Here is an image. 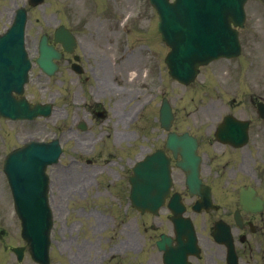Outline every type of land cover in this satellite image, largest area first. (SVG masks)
<instances>
[{
  "label": "rangeland",
  "instance_id": "obj_1",
  "mask_svg": "<svg viewBox=\"0 0 264 264\" xmlns=\"http://www.w3.org/2000/svg\"><path fill=\"white\" fill-rule=\"evenodd\" d=\"M48 1H51V0H48ZM89 1L90 0H87V2ZM137 3L139 4L138 12H142L145 14L152 13L151 12L152 9L148 5L147 0H138ZM9 9H10V5L6 7L2 4V0H0V27L2 26L3 23H7L6 18H7V14L9 13L8 11ZM54 12H57L59 15L63 14L61 7L48 5V3H46V5H42L41 7L35 9L34 11L30 13L31 16H30V21L28 25L29 33L27 35L26 45L31 50H33V46H34L33 39L36 34L35 30L37 26L39 27V25H43V24H45V26L48 25V23L46 22V18L49 17L51 19V16ZM246 14H247L248 25L244 32L245 37H246L245 38L246 40L245 56L248 57L247 55V52H248L250 58L252 57V53L257 55L258 58L260 57L263 62L261 68L264 69V0H248L246 3ZM237 61H231L230 63L235 64V62ZM221 63H225V62L224 61L215 62L214 65H212V67L217 68L219 67L218 65ZM230 63L229 65H233ZM223 69L227 70L228 75L229 74L233 75L232 77L236 78L237 75H236L235 68L234 70L231 68L229 71V69H227L226 66H224ZM244 72H245V68H241L239 71L241 77L244 76ZM262 72L264 75V70H262ZM86 73L89 74L90 70L87 69ZM54 76H55L54 78L50 79V84H48L49 86L48 92H45L46 95L44 96V99L50 98L55 106V110H54L53 115H51L50 119H48L47 121H43L41 123V124H44V123L47 124V129L50 130V132L54 130L53 122L55 121L54 119L56 118H59L58 121L68 120V123L70 124L75 123V121L78 119H82V117L85 116V111L82 108L84 105V100H86L84 97L87 95L93 97L94 90L98 91V89H95L94 87L95 85H97V83L93 79L90 80V84H91L90 87L84 83H81L80 81L71 80L70 72L66 70L65 68H62L61 71L57 72ZM36 81H37L36 74L32 73L31 84H34ZM253 83H254L253 80H251L250 83L249 81H247V88L245 89V91L249 93H255V94L259 93V94L264 95V90L258 91V87L254 86ZM202 87L204 86L201 84H195L192 87L187 88L186 91L184 92V89L182 87L178 88L171 84L169 85L167 96L169 97V99H171L173 107L179 112V116H178V119L175 125L176 127L183 128L186 124L192 125V121L190 120V118L185 116V111L190 109V107L188 106L189 103L200 102L199 99L197 100V97L193 96V98H191L190 95H191V91L194 90L198 92V89ZM37 96L38 95L35 94L34 98H37ZM229 96L235 97L237 101L240 99H243L242 93L237 92V91L235 93H230ZM209 98L212 99V97L210 96H203L202 100L204 101L209 100ZM114 99L115 97H112L110 99L109 95L106 93L103 95L102 104L104 105V107L108 109V112L110 114L114 110V103H113ZM223 99H226V98L223 96ZM216 107H217V110L223 109L221 102L216 103ZM64 112H65V115H64ZM151 113H152L151 110L147 112L148 115ZM151 116L152 115H150V117ZM141 120L142 119L139 120V123L141 122ZM139 123H138V128L136 130L143 132V130L139 128ZM2 124L4 125L3 122ZM140 132H138V136H139L138 140H143L144 143H146V140H144V138L140 135ZM55 133H56V130H55ZM78 134L81 135V137ZM78 134L76 132L68 131L65 128V126L58 129L57 135L61 139L62 143L64 144V148H65V153L63 155V161L68 160L69 155H75L76 153H80L79 151H82V154L88 153V150H81L80 147L76 143L80 142L81 139H83V137L85 138L89 137L87 141L90 142L94 134H92V132H89L87 134H81V133H78ZM13 144H15V141H6L3 138V135H1L0 145L12 146ZM108 146H109V152L117 156H120V153L112 145L108 144ZM108 157L109 156H105V158H102V159H106ZM102 159L100 160L102 169L94 166L93 168L89 169L92 172L97 169V171L94 172L93 174L85 173L82 171L80 172V174L85 175L88 178H91V177H95L96 173L98 172L97 177H99L98 178L99 180L117 177L118 173L122 174L124 169L121 165H115L116 170L114 171L112 170L113 165L111 163H107L106 161L104 162ZM71 172H73L71 174H75V173L78 174V171H75V172L71 171ZM53 173H54V176H56V177H53V180L55 183L54 184V202L56 205H59V196L62 195V190L63 191L65 190L64 187H62L63 182L65 178H68V179L70 178L68 177L70 173L67 174V170L59 166L54 168ZM109 174L113 175V177H111ZM101 183L102 182H99L97 184L100 187L99 190H97L96 185H91L89 191L91 193L95 191L97 192L99 191L101 194H104ZM117 190L118 188L116 187V191ZM0 193L2 194L3 200L5 201V205L7 207V203H6L7 197L5 196L6 192L3 186V180L1 178H0ZM1 199L2 198H0V202H1ZM8 206H9V200H8ZM4 212L7 215V211L4 210ZM62 217L63 215L59 214V216L57 217V219L59 220H56L57 225H56L55 231L57 230V232L54 231V239L56 241L54 242L52 252H51L52 253L51 263L52 264H65V261L63 259H66V264H76L74 257H73V248L72 250L70 249L71 248L70 243L66 238V236L68 235L67 234L68 232L65 231L64 228L62 230L57 229L60 224L62 225L64 224ZM79 238L81 237L79 236ZM76 250H77V247H76ZM0 259L1 260L5 259V256L1 250H0ZM23 264H35V263L29 257H26Z\"/></svg>",
  "mask_w": 264,
  "mask_h": 264
},
{
  "label": "flooded vegetation",
  "instance_id": "obj_2",
  "mask_svg": "<svg viewBox=\"0 0 264 264\" xmlns=\"http://www.w3.org/2000/svg\"><path fill=\"white\" fill-rule=\"evenodd\" d=\"M101 21L108 25L105 19H101ZM136 27L137 25L133 24L132 31L136 30ZM130 31V29H126V33H130ZM114 42L118 43L119 41L114 40ZM98 48L99 45L95 46L94 42H90V51L94 50V53ZM128 65L136 68L137 61H129ZM129 90L131 92L133 87L130 86ZM99 110L91 109L95 113ZM125 112L123 111L120 114L124 119L128 116ZM202 140L208 139L206 137ZM199 143L202 156L201 176L204 182L210 185L212 200L217 206L209 211L192 212L188 207L195 198L187 194L183 185L175 189L180 193L187 206L186 215L192 219L194 224H197V220H200V225H202L201 253L199 258L190 257L189 264H227L226 247L215 242L208 233L217 220H223L229 225L238 264H242L245 259L250 260L251 264H264V202L262 205L257 202L250 204V208L245 209L239 204L238 195L240 187L251 186L264 201V133H261V130L259 132L257 127H253L249 123L248 142L242 147L222 146L224 150H222L221 155L211 152L209 148L202 147L201 141ZM219 156L225 157L226 165L231 164L229 174L233 177H224V181L222 180L223 177H212L213 170L217 165L216 158ZM233 164H236V166ZM239 173L253 175L254 177H237ZM175 177L181 184L184 174L178 171L175 173ZM135 220L137 221L136 215ZM150 225L153 230L158 231L152 234L151 237H159L162 233L172 234L173 223L170 221L168 212L156 218L151 217ZM128 226L130 231V225ZM195 226L197 227V225ZM127 238H131V236L125 237V244L130 243ZM133 249L136 253L130 256L131 259L128 264H163L161 253H139V251L143 252L145 249L143 246L137 247L136 243L133 245ZM115 264L125 263L118 261Z\"/></svg>",
  "mask_w": 264,
  "mask_h": 264
},
{
  "label": "water",
  "instance_id": "obj_3",
  "mask_svg": "<svg viewBox=\"0 0 264 264\" xmlns=\"http://www.w3.org/2000/svg\"><path fill=\"white\" fill-rule=\"evenodd\" d=\"M154 4L157 3L161 9V12L163 14V17L160 22L159 31H161L162 37L166 40L167 43L173 44L174 43V50L170 54V61L169 63V71L171 74H175L179 76L178 78L183 82L190 81L194 74H195V67L199 63H205L208 59H204V57L196 54H192L189 56H186L187 50L180 44L183 39L184 43L188 42V39L186 37L191 36L192 38H196L198 36L199 41L205 40L201 37V35H208L209 41L208 43L206 41L195 44V48L197 50H203L207 49L208 55L210 56L211 53L216 50L215 46L213 44V40L217 39V37H214L216 34L215 28L208 24L207 26H199L196 24H185L183 25L181 16L184 14V9L182 6H180V3L169 5V3L166 0H151ZM186 2V6L190 5H196L201 8V10L208 15H212L213 12L217 11V2L219 1H228L232 2V5H235L239 3V0H182ZM156 5V4H155ZM157 6V5H156ZM158 8V7H157ZM223 10V8H222ZM223 14H225L223 10ZM188 17V14L185 16V18ZM21 22V21H20ZM22 28V23H19L18 26H14L8 37L2 36L0 37V59L7 60V66H12L15 64V69L12 70L11 75L13 77H23L24 76V67L21 66V59L22 57L18 55V53L14 54H7L6 49L2 46L3 41L5 42H12L11 44H17L19 49L21 50V40L22 37L20 36V30ZM4 37V38H3ZM220 38H223L222 35H220ZM207 40V39H206ZM196 43V40H194ZM46 44L45 40L43 39L40 43V47H43ZM235 48V45H234ZM178 49V50H177ZM42 53V52H41ZM190 54V53H189ZM44 56V54H42ZM192 56H195L197 58L193 64L190 63ZM47 58L48 56H44ZM180 60L178 61V59ZM41 64V60H38ZM178 63V64H177ZM180 67H179V66ZM14 68V66H13ZM1 72L5 71V68L0 70ZM26 78V76H25ZM21 79V78H20ZM5 84V81H0V86L2 84ZM0 109L2 107L0 106ZM33 110L35 112H33ZM43 113V109L39 108V106H35V108H32V112L30 114L35 113ZM169 106L166 102H164L161 106V117L162 121L166 120V116L169 115ZM181 140L179 142L182 143L181 148H183L184 151H189V149H186V142L190 141L186 137L181 136ZM179 140V138H177ZM177 142V141H176ZM175 137L173 135H170V140L168 147H171L175 143ZM190 160V157H189ZM197 159L194 158V161ZM197 169H194L193 173H190L189 177H196ZM142 177L137 178V185L139 188L145 189L150 188L149 185H145L146 182L150 183L152 181H155L159 177H153L150 179H146L143 175ZM35 179L37 177H34ZM39 178V177H38ZM45 178V177H44ZM26 179V177H17L16 172L9 177V181L13 183V187L16 188L15 195V201H16V208L19 213V216L22 219L23 223V231L22 234L28 239L29 243L31 244V253L34 259L37 261L46 264L47 262V252L45 250L46 247V236L48 232V228L50 225V213L48 210H46L44 207V199L39 198L38 196H33V198L36 200V205L33 206L34 209L31 210V213L27 212L22 206H20V200L21 196L19 194V187H21L23 181ZM145 181V182H144ZM152 189V188H151ZM42 196L45 198V190L42 194ZM162 199V194L160 196H154L151 194H140L137 195L138 205L141 209H148L152 210L157 207V203L159 200ZM41 204V206L39 205ZM44 239V240H43ZM39 240H42V243H44V246H41V243Z\"/></svg>",
  "mask_w": 264,
  "mask_h": 264
}]
</instances>
